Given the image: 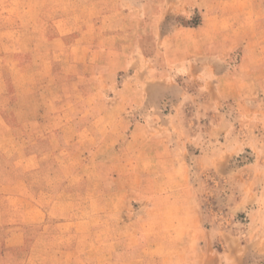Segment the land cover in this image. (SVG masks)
Instances as JSON below:
<instances>
[{
    "label": "rangeland",
    "instance_id": "1",
    "mask_svg": "<svg viewBox=\"0 0 264 264\" xmlns=\"http://www.w3.org/2000/svg\"><path fill=\"white\" fill-rule=\"evenodd\" d=\"M0 117L16 205L78 231L63 258L169 262L136 234L188 186L223 264L264 262V0H0Z\"/></svg>",
    "mask_w": 264,
    "mask_h": 264
},
{
    "label": "crops",
    "instance_id": "2",
    "mask_svg": "<svg viewBox=\"0 0 264 264\" xmlns=\"http://www.w3.org/2000/svg\"><path fill=\"white\" fill-rule=\"evenodd\" d=\"M90 50L93 52V49L88 45V51ZM135 102L140 104L142 103V105H144L148 101L139 98V100H135ZM62 117L65 119V121H63L65 124H69L72 119H67L66 117L64 118V116ZM1 119L2 121H6L3 117H0V121ZM146 121L148 122V120ZM135 127L139 131L135 133V135L143 139L142 143L144 145L147 144V139L154 140L160 135L159 132L153 130L149 131V133H145L146 131L142 130L145 125L142 124L136 125ZM63 139L64 136L61 137V140ZM162 143L163 142L161 141L158 145L151 144L149 145L150 147H144L141 149L143 151V155L150 154L153 156L154 161L149 159V162L147 163H151L153 165L157 156L163 154H159V147L162 146ZM9 155H11V153H3L0 151V159L1 157L3 158L4 156ZM34 155H38V153L31 152L27 155L29 156L27 158L32 160ZM160 162L161 161L159 160L158 163ZM20 169L21 168H19V166L15 163H7V165L0 163V248L2 247V244H4L6 249L9 250L11 254L9 260L6 258V264H80V262H77L76 259L69 258V256H65V258H63L64 255L70 254L74 249V242L72 241V238H68L66 235L71 234L72 237V235H78V231L70 229L69 232H64L59 230L57 226H54L52 230H49V232L47 229L35 231V225L38 222H42L47 219V213L39 205V200H36V203L31 200L26 201L29 202L30 205L26 209H22L20 206L16 205L21 202V197L11 194L13 192L9 194L6 190L8 188L18 186L15 181H12L10 176L14 175L13 172L16 170L20 171ZM23 169L24 170H21L28 171L31 169L33 170L34 168L28 166ZM139 169L141 170L144 168L141 167ZM184 190V194H167L159 196L158 198L161 199V202L166 203L164 206H167L168 211L158 212L159 214L155 216V219L152 221V225L136 234L137 236L145 235L149 239L152 238L149 234H152V250L156 252L157 250L161 251L167 248L170 252L171 260L169 262H157L155 260L156 256H153L149 258V262L146 263L223 264L221 253H217L215 252V249H211L210 242L213 237L211 235L213 232L211 229L206 228L202 223L200 211L201 206L195 200L193 189L186 186ZM13 203H15V205L11 206L10 204ZM160 220H167L169 225L162 226L163 222L160 224ZM49 235L55 239L49 238ZM160 237L163 239L166 238L167 242H165V240L160 241ZM45 238L47 240H53L54 244H57L55 250L58 249L59 251H62L63 256L61 255L59 257L56 254V258L53 261L48 257V254L45 251L44 253H38L39 250L43 251ZM141 250H147V246L144 245ZM258 251L260 254L264 255V244L261 250ZM153 255H156V253ZM5 256L8 257L7 255ZM2 257L4 256L2 255ZM0 262H5L1 256ZM237 262V264H242V257H240ZM260 264H264V262Z\"/></svg>",
    "mask_w": 264,
    "mask_h": 264
}]
</instances>
